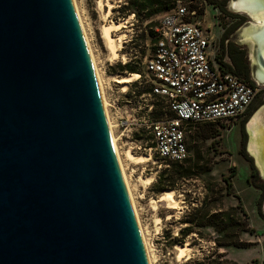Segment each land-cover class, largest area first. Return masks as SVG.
<instances>
[{"label":"water","instance_id":"water-1","mask_svg":"<svg viewBox=\"0 0 264 264\" xmlns=\"http://www.w3.org/2000/svg\"><path fill=\"white\" fill-rule=\"evenodd\" d=\"M0 264H148L72 0H0Z\"/></svg>","mask_w":264,"mask_h":264},{"label":"rangeland","instance_id":"rangeland-1","mask_svg":"<svg viewBox=\"0 0 264 264\" xmlns=\"http://www.w3.org/2000/svg\"><path fill=\"white\" fill-rule=\"evenodd\" d=\"M128 1L75 0L100 74L118 154L131 188L152 264H182L188 258L207 259L209 263L211 260V264H217L220 259H226L231 264H264V218L258 212V199L264 192L250 185V181L258 184L264 181L257 171L256 176L254 175L255 168L244 148V125L252 112L264 103V86H261L263 88L240 122L220 130H213L214 126L200 128L193 136L187 137L190 162H198L199 167L205 166L208 170L199 174L196 179L177 181L173 195L177 206L175 209L169 208L166 201L158 200L161 193L155 194L151 188L157 173L169 169L168 162L158 159L153 150H149L150 135L147 130L141 129L148 120V107L151 104L158 107L157 102L147 93L138 94L149 89V84L143 78L145 62L153 42L149 33H155L163 12L145 18L144 12L134 5H128ZM182 1L191 7L196 6L198 13L204 15L203 22L210 26L218 47L223 32L235 21L230 13V6L223 7L220 3L222 0H212V3L208 0ZM245 20L249 21L248 18ZM120 21L125 22V35L119 46V58L113 59L104 39L103 27ZM120 34L112 32L114 39H118ZM227 40L245 50L244 58L249 65V52L244 40L237 42L235 34L232 40L229 34ZM125 64L130 65L138 77L123 92L121 84L114 79L133 74L121 70ZM137 142L141 145L146 143L145 148L137 149ZM127 149L136 155H150L151 160L141 164L131 162L125 157ZM152 174L153 181L146 184L142 177ZM205 197L206 208L212 211L236 209L241 221L248 226V230L239 235V239L246 242L247 246L237 248L217 244L215 239L223 234L208 226L197 227L180 242V229L184 227V223H188L192 209L199 207ZM261 213L264 216L262 211ZM196 230L199 234H196ZM176 244H187L190 247L186 257H177ZM218 253L221 257L217 256Z\"/></svg>","mask_w":264,"mask_h":264},{"label":"built area","instance_id":"built-area-1","mask_svg":"<svg viewBox=\"0 0 264 264\" xmlns=\"http://www.w3.org/2000/svg\"><path fill=\"white\" fill-rule=\"evenodd\" d=\"M203 19L176 0L159 19L145 62L147 95L162 105V114L151 118V104L141 129L150 135L149 150L163 161L182 163L189 157L187 137L200 128L220 130L243 120L263 88L223 68ZM137 143V149L146 146Z\"/></svg>","mask_w":264,"mask_h":264},{"label":"trees","instance_id":"trees-1","mask_svg":"<svg viewBox=\"0 0 264 264\" xmlns=\"http://www.w3.org/2000/svg\"><path fill=\"white\" fill-rule=\"evenodd\" d=\"M176 0H129L128 5H134L140 11L144 12V17L149 18L159 12H164L170 9ZM211 2V0H208ZM196 8V6H193ZM233 28L228 27L222 38L220 44V56L217 54V57L220 60V64L225 68L227 71L241 77L244 80L249 82L247 76V64L244 58V52L239 50L237 47L233 46L231 43L224 45V41L226 40L229 33L232 31ZM150 36L153 38L154 33L150 32ZM153 40V39H152ZM227 53L229 57L230 64L223 62V56ZM122 71H128V73L135 72L134 69L130 66L125 64L124 67H121ZM149 89H145L144 91H140L138 94L141 95L142 93H149ZM157 106L153 104L152 110L150 112L151 118H158L162 114V105L158 101ZM251 106V105H250ZM249 106V108H250ZM248 108V109H249ZM167 112V111H166ZM193 136V135H192ZM148 147H152L151 143H149ZM249 158V157H248ZM169 169L163 170L157 173L156 179L152 182L151 188L155 194L162 193L165 190H174L175 184L179 180H190L196 179L199 174L207 171L208 168L205 166L198 165V162H190V156L187 157L182 163L176 162H168ZM233 169L234 167H230ZM253 173L256 176V170L253 169ZM231 175V174H230ZM250 185L253 186L256 190H261L264 192V183L258 184L253 181H250ZM237 196V195H236ZM264 199V194L260 195L258 199V212L264 218L261 213V202ZM206 197L202 200V203L196 209H192L190 214L188 223H184V227L180 229L179 236L182 242L185 238L190 236L193 233V230L197 227H204L208 226L211 227L215 232L222 233V237H218L215 239V242L219 245H233L235 247H245L247 246L246 242H243L239 239V235L242 232L248 230V226L241 221L239 218L236 209H214L213 211L209 208H206ZM196 234H199V231L196 230ZM218 257L221 255L218 253ZM207 259H198V258H188L182 264H211ZM230 261L226 259H220L217 261V264H228ZM231 264V263H230Z\"/></svg>","mask_w":264,"mask_h":264},{"label":"bare ground","instance_id":"bare-ground-1","mask_svg":"<svg viewBox=\"0 0 264 264\" xmlns=\"http://www.w3.org/2000/svg\"><path fill=\"white\" fill-rule=\"evenodd\" d=\"M72 3L74 6V10H75L80 28H81V32H82V35H83V38L86 44V48H87L90 60H91V64H92V67H93V70H94V73L97 79L111 142H112L115 155H116V158L119 164V168H120L123 180H124V184H125V187L128 193V197H129L130 204L133 210L135 221H136L139 233H140V237H141L144 251L146 254L147 262L148 264H152L149 250H148L145 238L142 233L143 231L141 230L142 225H140L139 218L136 212L133 195L130 190L131 188L129 186V182L127 180L122 162L118 154V150H117L118 147L116 146V143H115L116 138L113 135L112 123L110 121V116L107 110V103H106L104 93H103L100 74L98 72V68L95 63L92 49L88 41V37H87L88 35L86 34V30L84 29V26L82 24L83 23L81 20L82 18L79 15V12H78L79 10L77 8L75 0H72ZM228 4L232 11L245 14L246 16L248 15L252 18V19H249V21H247L245 24H243L240 27L241 29L237 31L238 34L236 36L240 42H243L244 40L245 42L244 44L249 45L250 47L249 48L250 49L249 58H250V64L252 66V73H253L252 75L258 81L260 85L264 86V65L260 62V59H259L260 57H262V59L264 60V0H228ZM109 5L111 4L109 3ZM123 28H125L124 21L111 22L109 25L103 27L104 39L107 43L108 49L113 59L119 58V54H118V52L120 51L119 46L121 44L122 37L125 35ZM112 32H120L121 34L119 35L118 39H114ZM137 77H138L137 74L133 73V74L119 77V78H115L114 80L118 84H121V90L125 92L128 89V84L131 82H134L137 79ZM262 113L263 112L259 110L255 114L256 116L252 118L251 121L256 119L258 122L260 121V119H263ZM125 157L131 162H134L136 164L145 163L151 160L150 155H144V154L136 155V154H133L130 151V149H127L125 151ZM153 178H154L153 174L151 176L142 177L143 181L146 184H150L153 181ZM173 195H174V190H165L158 197V200L166 201L169 208L175 209L177 206V201L174 199ZM175 249L177 250V257L182 258V257H186L190 247L187 244H184V245L176 244Z\"/></svg>","mask_w":264,"mask_h":264},{"label":"flooded vegetation","instance_id":"flooded-vegetation-1","mask_svg":"<svg viewBox=\"0 0 264 264\" xmlns=\"http://www.w3.org/2000/svg\"><path fill=\"white\" fill-rule=\"evenodd\" d=\"M211 3H212V0H211ZM220 3H221V5L223 6V7H225L226 6V8H229V4H228V0H222V1H220ZM229 10H230V8H229ZM230 13H231V15H232V17L235 19V21L233 22V23H231V25L230 26H228V27H230V28H233L232 29V31L229 33V34H231V40H232V36L235 34V35H237V31H239L241 28V26L245 23V22H247L248 20H245V19H247L248 17L245 15V14H241V13H237V12H235V13H233L232 11H230ZM249 19V18H248ZM227 27V28H228ZM226 28V29H227ZM225 29V30H226ZM225 32V31H224ZM224 32H223V34H224ZM223 36V35H222ZM229 36V35H228ZM228 36H227V38H226V40L224 41V45L226 46L227 44H229L230 43V41H228L227 39H228ZM222 38V37H221ZM214 41H215V39H214ZM237 42H238V38H237ZM220 44H221V40H220ZM219 44V45H220ZM232 44V43H231ZM237 44V43H236ZM241 44V43H240ZM215 45H216V41H215ZM218 45V47L216 46V49H217V54L219 55L220 54V46ZM233 45V44H232ZM234 46V45H233ZM236 47V46H235ZM239 50H242L243 52L245 51L244 49H241V48H238ZM226 57V58H225ZM223 62L224 63H229L230 64V60H229V57L227 56V53L225 52V54H224V56H223ZM247 64V63H246ZM248 64H249V62H248ZM247 69H248V71H247V76H248V79H249V82L250 83H252V84H254V82H253V80L251 79V74H250V67H249V65H247Z\"/></svg>","mask_w":264,"mask_h":264},{"label":"crops","instance_id":"crops-1","mask_svg":"<svg viewBox=\"0 0 264 264\" xmlns=\"http://www.w3.org/2000/svg\"><path fill=\"white\" fill-rule=\"evenodd\" d=\"M204 128V127H203Z\"/></svg>","mask_w":264,"mask_h":264}]
</instances>
